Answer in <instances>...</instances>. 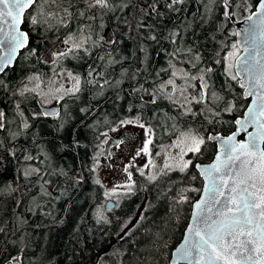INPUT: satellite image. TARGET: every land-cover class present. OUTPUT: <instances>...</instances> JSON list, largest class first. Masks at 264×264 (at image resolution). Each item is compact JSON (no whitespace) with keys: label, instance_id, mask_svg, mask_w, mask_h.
Wrapping results in <instances>:
<instances>
[{"label":"snow or ice","instance_id":"snow-or-ice-1","mask_svg":"<svg viewBox=\"0 0 264 264\" xmlns=\"http://www.w3.org/2000/svg\"><path fill=\"white\" fill-rule=\"evenodd\" d=\"M77 2L83 3L85 9L73 13L69 10L74 7L70 2L68 7L63 8L61 15L60 11L46 14L43 8V5L52 3L59 9L57 0H0V74L7 76V70L14 67V62L23 50H27L24 60L35 57L38 63L51 65L53 72V77L48 81L53 87H49L47 91L41 88L44 79L38 72L22 77L15 88L9 81L0 78V92H10L13 97L21 98L14 103L13 109L22 120L21 130L10 132L9 141H15L25 134L23 130L31 127L29 119L52 117L58 121L57 131H62L65 127L69 115L67 104L63 106L66 113L64 117L59 110L42 109L40 112L33 111L29 118L21 108L29 94L51 96L59 103L66 97L79 99L83 92L94 90L92 98L96 99L103 97L107 88L120 89V85L126 79L137 81L138 86H133L128 95L139 94L140 102L138 105L130 104L127 110L132 112L133 108L137 107L139 112L134 117L119 120V127L129 125L138 127L143 130L145 138L142 146L135 150V154L123 166L125 182L115 184L104 192L105 202L94 212L96 222L109 223L104 212L119 207L120 198L130 197L139 190L132 169L152 183L169 176L171 172L187 174L194 168L203 181L202 188L184 187L177 192L170 207L174 215L160 226L159 231L151 235L149 247L140 258V264H149L150 261L151 264H164L165 258L169 264H264V0H258L255 11L244 17L246 27L240 32L231 33L232 36H242V40L232 43L230 47L225 45L208 55L204 54L199 41L195 38L191 44L186 45L185 35L190 33L193 37H198L199 33L192 27L194 18L199 15L203 26L212 19L216 7L221 5V0H194L197 8L192 13V20L187 18L178 20L176 14L187 12V5L193 0H77ZM231 2L232 0H222L225 19L236 15L231 10ZM38 4L41 7L37 12ZM200 6L204 8L203 13L200 12ZM129 8L132 9L130 15L115 17L116 27L117 30L124 29L123 35L135 43L132 57L135 59L137 52L142 54L138 59L140 67L133 70L121 67L120 78L113 80L108 75L109 70L114 69L117 64L122 65L128 57L121 56L117 59L110 50L95 57L101 64H89L86 75L64 67V62L68 59L79 63L85 58H92L96 49L118 43L115 39L101 35L91 23L77 24L75 30H71L70 25L74 16L78 15L80 20H84L86 12L97 10L101 21L99 29H103L105 16L118 11L124 13L125 9ZM34 12L37 14H33ZM45 15L48 19L43 21L44 24H48L53 16L56 17V25H49L48 31L54 28L59 32L63 28L69 32L62 40L63 48L53 42L54 50L40 54L37 47L30 46V32L24 30L22 25L28 23L35 28L41 24L40 18ZM87 19L94 21L97 16L93 14ZM169 23L172 27L168 26ZM181 28L184 29L183 34ZM212 39L215 40V37ZM149 42L155 45H162V42L177 45L172 51L160 47L157 55L160 52L165 54L167 66L154 69L155 77L148 71ZM241 50L248 55L242 56ZM184 65L188 67L185 68ZM217 66L223 71L218 73ZM143 73L148 75L145 76L144 83H139L137 78ZM162 74L168 78L164 80ZM217 75L224 77L219 86L215 79ZM60 77H66L69 86L59 82L57 78ZM233 82L239 85L242 92L235 91ZM149 83L152 85L151 88L146 87ZM116 98L122 99L119 91ZM163 102L168 103L175 115L156 107ZM149 105L153 106L150 116L145 115ZM80 111L88 115L92 109L86 106ZM226 114L234 116V119L226 120L224 118ZM199 117H203V120L196 126ZM182 119L187 121L186 125L180 124ZM169 121L172 123L169 124ZM9 123L12 121L8 119L5 111L0 110V132L7 131ZM104 123H108L106 116ZM224 124L233 125L234 130L226 136L214 131L217 125ZM205 125L210 126L212 131L205 129L202 133L201 129ZM88 127L93 128V125ZM110 131L115 132L117 128L112 127ZM101 135L106 137L102 144L108 143V133L104 132ZM162 135L169 136L171 142L157 145L156 140ZM241 136L243 139H239ZM33 143L38 149L37 154L33 155L28 149H23L22 160H18L16 156L21 149L13 147L7 151V155L18 160L20 166L15 169L11 180L0 182V197L13 198V194L19 190L21 178L31 182L34 177L35 186L40 190L39 195L51 197L48 186L54 181L48 177H68V172L63 168L42 171L41 167L31 163L39 161L40 165L50 166L51 161V156L45 148L36 143L35 135ZM123 143L124 140L119 139L116 147ZM211 143L215 145V154L210 163H197L192 158H185L191 154L197 160L200 159L210 150ZM82 146L74 133L71 145L62 144L60 150ZM4 147V140L0 139V152H3ZM157 147L160 150L154 151ZM97 148L100 151L93 155V163L87 169L94 174L100 167L99 156L103 153L101 145H97ZM173 149L176 150L174 153ZM161 154L165 161L163 166L159 171H150L146 176L145 169L156 168L153 156ZM111 155L109 152L108 156ZM138 157H147V162L137 167L134 161ZM5 160L6 156L0 155V168L4 166ZM198 176L191 175V180H197ZM71 179L74 185H79L85 178L77 174ZM94 183L103 187L99 178H94ZM30 192L31 188H28L25 194ZM188 192L199 193V199L191 201L186 195ZM61 195H64V192H61ZM113 197L117 198L115 202ZM54 199L59 200L60 197ZM185 204H191L193 209L191 222L187 223L182 241L178 245L170 246L169 232L179 224L181 206ZM16 205L17 207L20 205L19 199L16 200ZM38 209L44 216L51 215L43 211V205L37 202L36 197H32L27 211L36 215ZM144 218L141 215L140 220ZM16 219L18 225L15 231H19V225L27 221L18 215ZM40 226L36 225L37 228ZM124 228H127V224L123 226L122 231ZM6 230L0 227V234ZM21 239L23 241V237ZM23 251L24 248H21L20 252ZM5 264H22L21 255L11 256Z\"/></svg>","mask_w":264,"mask_h":264},{"label":"trees","instance_id":"trees-1","mask_svg":"<svg viewBox=\"0 0 264 264\" xmlns=\"http://www.w3.org/2000/svg\"><path fill=\"white\" fill-rule=\"evenodd\" d=\"M245 0H232L231 10L235 12L237 4ZM74 7L69 10L77 13L81 10V3L77 0H57L60 5L59 9L56 4L53 5L54 11H63L64 7H68L69 3ZM258 0H247L250 6L249 13L254 9ZM188 11L176 14L178 20H192V13L196 11L197 5L194 0L187 5ZM132 9H125L124 13L118 11V16L130 15ZM200 12H204L203 6H200ZM248 13V14H249ZM78 15L74 16L72 21H77ZM234 17L225 19L223 16L222 0L221 5L217 6L213 17L207 23L201 26L199 15L194 18L192 25L193 30L199 33L198 37H193L190 33L185 35L186 45L191 44L193 39L199 41V46L205 55L213 53L221 47L230 45L234 42L235 36L231 33L234 29ZM187 22V21H185ZM172 27V24H168ZM22 28L30 32L31 44L33 46L34 34L31 30V25L25 23ZM72 30L75 28L72 27ZM123 29H120L121 32ZM184 33V29H180ZM215 37V40L212 37ZM131 49L136 45L132 41ZM172 51L177 45H171L167 42H162V45H155L149 42L150 61L148 71L155 77L154 69L166 67V56L163 52L157 55L160 47ZM228 49L226 48L225 51ZM27 50H23L20 57L14 64V67L7 70V76L3 74V78L11 83L15 88L22 77L32 74L33 69L31 60H24ZM224 54L223 52L221 53ZM142 54L137 52V57L134 59V67H140L138 59ZM187 68V65H184ZM195 71V70H193ZM217 71L222 72L223 69L217 66ZM143 73L139 76L138 82L144 81L145 75ZM163 75V74H162ZM165 76V75H164ZM217 86L223 81L224 77L217 75L215 77ZM137 84V81H135ZM144 83V82H143ZM159 83V80H157ZM152 85H150L151 88ZM233 86L237 93L242 92L239 85L233 82ZM9 96H5L6 92H0V108L5 111L8 119L12 121L7 125V131L0 132V139L4 140V150L0 155L6 156L4 166L0 168V182L11 180L15 174V169L20 166L18 160H22L24 155L23 149H28L33 155L37 154V147L33 143V136L36 137V143L43 146L51 156L50 166L40 165L39 161L31 163L41 167L42 171H51L52 169L63 168L68 172V177L53 176L48 177L54 181L53 184L48 186V191L51 197L39 195V188L35 186L36 178L34 177L31 182L24 181L22 178L19 181V190L13 194V198L0 197V227L7 230L0 234V264H5V261L11 256L21 255L22 264H140V258L145 254V249L149 247V239L151 235L157 231L161 225L169 220L174 214L170 211L172 201L176 198L177 192L184 187H202V179L199 178L198 173L194 168L190 169L187 174H182L178 171L169 173V176L160 178L156 182L149 183L145 179H141L135 175V180L139 190L130 197H124L119 201V207L114 208L112 211H105V217L110 221L109 223H97L94 217L95 210L105 202L104 193L100 185L94 183V175L87 169L91 167L93 161L92 157L95 155V150L98 149L97 145H101L104 124L96 123L100 119L94 120L89 115H84L79 112L78 107H74L70 113V119L66 127L62 131L56 130L55 127L48 125L38 126L34 128V120L29 119L31 127L28 130H23L24 135H21L17 140L10 142V132H16L20 129L21 118L14 112V103L21 98L19 96L13 97L10 92ZM28 95V98L21 104L27 117H31V110L33 107V96ZM135 105L139 104V96H135ZM88 107V104L84 107ZM145 110V115L150 116L152 105L148 106ZM156 107L162 108L165 111L172 113L173 109L167 102L158 104ZM139 111L135 107V112ZM226 120L234 119V116L225 115ZM203 117H199L196 121V126H199ZM172 121H169L171 124ZM186 120H181V125H186ZM88 125H93L89 128ZM205 129L212 131L211 127L205 125L201 129L203 133ZM234 130L233 125L224 124L217 125L214 131L223 135H227L230 131ZM83 145L78 148H68L63 151L60 150V145H71L73 134ZM169 138L167 135H162L156 140V144H161ZM21 149L16 153L18 160H14L11 156L7 155V151L11 148ZM215 154V145L211 143L210 150L206 152L200 159L194 160L196 162L206 163L209 162ZM43 159V157H41ZM77 174L82 175L85 179L79 185H74L73 180ZM197 175L195 181L191 180V175ZM31 188V192L27 193V189ZM66 190V191H65ZM64 192V195H61ZM195 201L199 193L188 192L186 193ZM32 197H36L37 202L43 205V211L49 212L51 215L44 216L37 210L36 215H32L27 208L30 206ZM60 197L59 200L54 199ZM20 200V205L17 207L16 200ZM143 206L141 215L145 218L140 220V217L133 224L132 228L127 227L133 221L137 213L138 206ZM191 204L181 206V219L179 224L174 227L169 235L171 240L170 246L177 245L182 239L183 232L189 222L191 214ZM20 216L27 223L19 225V231H15L18 225L16 217ZM37 224L41 226L36 227ZM23 237V241L22 238ZM25 245H27L25 247ZM24 248L23 253L20 249ZM159 259V258H158ZM151 264V261L149 262ZM164 264H169L165 258Z\"/></svg>","mask_w":264,"mask_h":264},{"label":"flooded vegetation","instance_id":"flooded-vegetation-1","mask_svg":"<svg viewBox=\"0 0 264 264\" xmlns=\"http://www.w3.org/2000/svg\"><path fill=\"white\" fill-rule=\"evenodd\" d=\"M41 5H37V12L39 11ZM52 3L43 5V8L45 10V13L49 12H56L53 10ZM85 9V5L81 3V10ZM61 15H63V11H60ZM117 13L111 14L109 13L107 16L103 18L105 27L103 29H99L100 24V17L99 12L97 10H92L89 12H86V17L84 20H80L79 17L77 21H71L70 29L76 28L77 24H87L91 23L93 25V28L99 32L101 35H104L106 38H112L118 41V43L114 45H110L107 48H99L96 49L93 52L92 58H85L84 61L76 62L75 60L68 59L64 62V67L70 70H73L74 72L81 73L86 75V69L89 64L99 65L101 64L100 61L96 60L95 57L98 55H103L107 51H112L114 56L119 59L121 56L128 57V59L124 60L123 64H117L114 69L109 70L108 75L113 79L120 78V69L121 67L129 68L130 70L135 69L134 67V58L132 57V49H131V43L132 40L126 38L123 35L124 29L120 32L117 30L116 27V20L115 17H117ZM33 14H37L34 12ZM93 14H96L97 19L96 20H88L87 17L92 16ZM41 24L33 28L31 26L32 33L34 34L33 38V46L37 47L38 52L40 54H44L47 52H50L54 50V43L55 45H59V47L63 48L62 40L67 37L69 30L61 28L59 32H56L53 28L52 31H48L49 25L55 26L56 25V17H52L49 19L48 24H44L43 21L45 19H48L47 15L44 17H41ZM42 33H45V35H41ZM59 37V39H57ZM31 60V66L33 69V72H38L42 74V78L44 79V84L41 85V88L44 91H47L49 87H53L48 83L49 78L53 77L52 72V66L49 64H41L38 63L36 58L33 57ZM99 70V69H98ZM148 75V74H147ZM145 75V76H147ZM162 78L166 80L168 77L167 75H162ZM59 82L65 83V86H69L66 80V77H60L57 78ZM144 81H140V83H143ZM179 83V81H178ZM150 83L146 84V87H150ZM31 86V85H30ZM133 86H138V83L136 84L135 81H132L131 79H126L121 85L120 89H111L107 88L105 90V95L103 97H98L96 99H93V93L94 90L85 91L80 95L79 99H76L75 97H66L63 101H60L59 103L53 99L51 96L48 97H40L36 96L34 94H31L30 96H33L32 102L33 107L31 110H34L35 112H40L43 108H50V107H57V110L60 111L61 116L64 117L66 115L64 105H68L67 112L69 115H67V122L65 124V127L68 123V120L70 119V113L73 110V108L76 106L79 109V112L81 113L80 109L83 108L85 105L88 104V107L92 109V111L88 114L90 117L94 118V120L100 119L99 124H104V130L102 133L107 132L108 133V143L102 144L101 147L103 148V153L99 156V163L102 164L105 168L108 169H114V170H122L123 166L128 163V161L131 159V156L135 154V150L142 146L143 140H144V132L142 129L138 128L135 129L134 126H125V127H119V120L124 118H130L134 117L138 114L139 111L135 112V107L133 108L132 112H128V107L130 104L135 105V96L139 94L128 95L129 90ZM117 91L120 92V96L122 99L117 100ZM192 91V90H191ZM11 95V94H10ZM5 96H9L8 93L5 94ZM147 98V97H146ZM47 101V103H43V101ZM198 107V106H194ZM149 112L150 108H147ZM0 110H2L0 108ZM105 116L107 117L108 123H104ZM55 121L58 123V121L55 118L52 117H39L34 120V128L38 129V126L41 125H48L50 127H55ZM20 123H22V120H20ZM64 127V128H65ZM116 127L117 131L112 132L110 131V128ZM106 137L102 135V141H104ZM119 139H123L124 143L120 145V147H116V143ZM160 145V144H157ZM159 148L157 147L154 149V151H158ZM100 149L97 151L99 152ZM96 152V153H97ZM111 152L112 155L109 157L108 153ZM95 153V154H96ZM155 156H153L154 158ZM159 158V156H157ZM187 158L194 157L189 154ZM144 159L147 160V157H138L134 163L136 166H138L139 162L138 160ZM196 162V161H195Z\"/></svg>","mask_w":264,"mask_h":264},{"label":"rangeland","instance_id":"rangeland-1","mask_svg":"<svg viewBox=\"0 0 264 264\" xmlns=\"http://www.w3.org/2000/svg\"><path fill=\"white\" fill-rule=\"evenodd\" d=\"M237 5L238 6H236V8H235V13H236V15L234 16L235 21H239V20L244 19V17L248 15L249 10H250L249 5L247 3H245V2L240 1ZM246 8H248L247 11L245 10ZM189 91L191 92V89H189ZM135 129H138V127H135ZM170 142H171V138L169 137L166 141L162 142L161 144H169ZM98 150H99V148L95 150V153ZM175 151H176L175 149L172 150L173 153ZM185 158L188 159L187 157H185ZM153 160H154V162L156 164V168H154V169H152V168L145 169V175L146 176L149 174L150 171L151 172L159 171V169L163 166V164L165 162L163 154H161L159 156V158H157V156H155L153 158ZM138 162H139V164H138L137 167H140V166L144 165L147 162V160L140 159V160H138ZM132 171L134 173V178H135V175H136L139 178L146 180V178L140 177L139 173L135 169H132ZM93 175H94V178H99L101 180V182L103 184V187H101L102 190H103V193L106 190L111 189L113 185L119 184V183H123L126 180V175L123 173L122 170L118 171V170H114V169H108V168H105L102 164H100V167L97 169V172L95 174L93 173ZM116 199H117L116 197H113V201H115ZM120 199H122V198H120ZM120 199H119V201H120ZM136 211H137V213L134 216L133 221L130 223V226H128L127 228H129V227L132 228L133 227V224L141 216V212L143 211V206L142 205L138 206V209ZM129 220L130 219L127 220V223H129Z\"/></svg>","mask_w":264,"mask_h":264},{"label":"water","instance_id":"water-1","mask_svg":"<svg viewBox=\"0 0 264 264\" xmlns=\"http://www.w3.org/2000/svg\"><path fill=\"white\" fill-rule=\"evenodd\" d=\"M256 6V5H255ZM252 11H255V7H254V9L252 10ZM251 11V12H252ZM250 12V13H251ZM246 24H247V22L245 21V19H242V20H239V21H235L234 22V29H235V32H240L243 28H245L246 27ZM235 39H236V42L237 41H240V40H242V36H235ZM242 56H246V55H248L247 53H245V52H243L242 50H241V53H240ZM16 62V61H15ZM15 62H14V64H15ZM1 75V74H0ZM43 109H47L48 111H57V107H50V108H43ZM223 135V134H222ZM228 135V134H227ZM226 136V135H225ZM239 139H243V136H241V137H239ZM214 159V156H213V158L209 161V162H206V163H204V164H207V163H210L212 160ZM197 163H200V162H197ZM202 186H203V181H202ZM202 188V187H201ZM199 196H200V194H199ZM199 196H198V198L196 199V200H198L199 199ZM195 200V201H196ZM114 202V201H113ZM113 210V209H112ZM111 210V211H112ZM192 210L193 209H191V212H192ZM191 222V214H190V218H189V222L188 223H190ZM182 238H183V236H182ZM182 241V239L180 240V242ZM179 244V243H178ZM177 244V245H178Z\"/></svg>","mask_w":264,"mask_h":264}]
</instances>
